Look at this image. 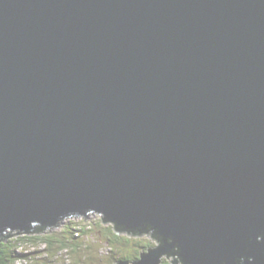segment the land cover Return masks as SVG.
I'll list each match as a JSON object with an SVG mask.
<instances>
[{"label":"water","instance_id":"95a60500","mask_svg":"<svg viewBox=\"0 0 264 264\" xmlns=\"http://www.w3.org/2000/svg\"><path fill=\"white\" fill-rule=\"evenodd\" d=\"M94 212L264 264V0H0V238Z\"/></svg>","mask_w":264,"mask_h":264},{"label":"trees","instance_id":"16d2710c","mask_svg":"<svg viewBox=\"0 0 264 264\" xmlns=\"http://www.w3.org/2000/svg\"><path fill=\"white\" fill-rule=\"evenodd\" d=\"M95 221L91 226L96 225L104 226L105 235L107 236L106 240L108 241L109 250L112 252L115 251L120 253L118 247L112 245L113 243L118 242L121 239H124L126 242H129L131 239L138 238L140 233H131L124 230H117L115 225L107 224L103 222L101 216L95 215ZM91 227L85 221H76L74 225H68L66 228H63L60 232L52 231V229L47 230L38 226L35 230L30 233H17V232H8L6 235L0 238V264H15L16 262H24L25 264H30V262H35L37 264H43L39 262L37 258L32 257L36 256L38 253L46 255L43 259H48V257H56L59 253L64 252L66 256L70 251H80L82 248L78 247L79 244L75 242L76 238L81 236L83 238L92 237ZM112 236H111V235ZM152 232H148V235L151 236ZM151 240L156 246L160 245L161 242L158 238L151 236ZM149 247V244H147ZM155 246V247H156ZM85 247V246H84ZM151 247V246H150ZM153 248V246L151 247ZM141 250V249H140ZM146 250V249H143ZM140 251L137 250L135 253L132 252V255L127 254H118L117 260L114 261H130L139 259ZM134 254V255H133ZM68 258V257H67ZM111 264H115L112 262ZM163 264H182L178 256L171 258V260L164 259Z\"/></svg>","mask_w":264,"mask_h":264},{"label":"rangeland","instance_id":"374dc122","mask_svg":"<svg viewBox=\"0 0 264 264\" xmlns=\"http://www.w3.org/2000/svg\"><path fill=\"white\" fill-rule=\"evenodd\" d=\"M100 215L99 213H92V215L86 217L80 216V217H71L67 218L66 220H63L60 222L55 228L52 229V231H58L59 232L66 228L69 224L74 225L76 221H85L87 223V226L89 225L91 227L92 237L90 238H83L81 236L77 237L75 242L79 244L78 247H81L80 251H70L68 253V256L65 255L64 252L59 253L56 257H48V259H43L46 257V255H42L38 253L36 256L32 255V257L37 258L39 262H42L43 264H111L112 262L115 263V259L117 260L118 254H127L132 255V252H136L137 250L140 251L143 250L142 248L146 249L143 250L144 252L147 251V249L156 248L157 244L155 245L154 242L151 240V236L148 235V233H141V235L138 238L131 239L129 242H126L124 239L119 240L116 243H113L115 247L117 246L120 253L115 251L112 252L109 250L108 241L106 240L107 236L105 235V231L102 229H105L104 226H98L95 225L91 226V224L95 221L96 216ZM102 219V218H101ZM109 224V223H107ZM111 235V234H110ZM112 236V235H111ZM149 244V247L147 246ZM85 246V247H84ZM151 246V247H150ZM156 246V247H155ZM152 248V249H153ZM134 255V254H133ZM68 257V258H67ZM175 256L166 257L165 255H161L160 264L164 263V259L171 260V258ZM130 262L134 263L136 262L135 259H131ZM15 264H25L24 262H16ZM30 264H37L35 262H30Z\"/></svg>","mask_w":264,"mask_h":264},{"label":"clouds","instance_id":"9594fccd","mask_svg":"<svg viewBox=\"0 0 264 264\" xmlns=\"http://www.w3.org/2000/svg\"><path fill=\"white\" fill-rule=\"evenodd\" d=\"M99 216V215H98ZM87 218V217H86ZM142 249H144V248H142ZM140 251H143V250H140Z\"/></svg>","mask_w":264,"mask_h":264},{"label":"bare ground","instance_id":"6f19581e","mask_svg":"<svg viewBox=\"0 0 264 264\" xmlns=\"http://www.w3.org/2000/svg\"><path fill=\"white\" fill-rule=\"evenodd\" d=\"M148 249H149V248H148ZM151 249H152V248H151ZM143 252H144V251H143ZM160 258H161V257H160ZM161 259H162V258H161ZM161 259H160V260H161Z\"/></svg>","mask_w":264,"mask_h":264}]
</instances>
